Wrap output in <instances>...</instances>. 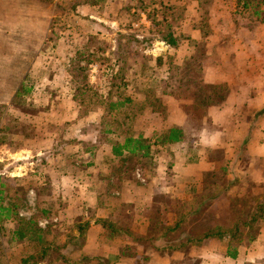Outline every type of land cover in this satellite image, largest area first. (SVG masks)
I'll return each instance as SVG.
<instances>
[{
  "label": "rangeland",
  "instance_id": "374dc122",
  "mask_svg": "<svg viewBox=\"0 0 264 264\" xmlns=\"http://www.w3.org/2000/svg\"><path fill=\"white\" fill-rule=\"evenodd\" d=\"M96 1L0 0V12L3 14H0V18L5 21L7 13L30 14L34 19L42 15L48 16L50 32L46 37L45 46L41 49V55L46 60H41L37 64V71L42 70L41 72L51 76L30 80V84L41 86L42 92L51 93L42 97L44 99L42 105L47 108L57 106L56 101H59V105L62 103L68 105L69 97L77 96L78 107L74 115L76 118L67 124L73 125L72 128L82 126V129L86 130L85 135L88 139L99 142L101 146L105 144L106 147L119 144L123 141L125 134L141 132L140 128L145 125L147 130L142 132L148 136L145 145L150 147V154L148 156L131 155L109 166L118 177L124 175V179H128L136 175L143 183H147L141 175L143 172L148 176L152 174L154 165L159 162H155V156L159 157L163 154L162 159L169 158L167 150L161 152L153 142L161 138L163 136L161 133L169 126L167 124L170 120L168 101L177 99L182 103V110L188 118L185 138L192 141L196 140L200 134L204 108L226 95L227 90L224 87L209 88L207 86L205 88L202 85L200 74L203 68L201 66L207 57V52L214 51L223 57L234 55L235 51H239L238 46H235L234 52L229 53L233 49L231 40L235 41L233 36L237 34V30L232 25L229 34L227 32L228 38L223 39L215 34L211 27L219 25V17L225 12L232 15V19L231 15L229 18L232 24L243 25V32L252 29L256 18L252 11H242L244 14L241 16L236 14L234 16L237 0H106L99 4H96ZM262 9H264V3ZM168 27L180 40V46L175 49L166 48L160 42L162 32ZM196 27L203 29L205 37L215 34L221 39L222 44L219 43L214 47L215 40L210 38L207 41L204 39V42L199 44H192L190 32ZM259 34L264 35V28L259 31ZM247 38L248 36H243V39L248 42ZM252 40L254 36L249 35V41ZM209 43L210 46H208ZM230 45L232 47L228 49ZM247 45L255 46L259 52H264V44L247 43ZM90 56H95V60H90ZM56 74H58L57 77ZM86 76H88V83L85 81ZM210 90L213 93H210ZM126 97L132 102L127 103L123 108L110 111L111 100L123 101ZM35 99L41 100V96H33V102L29 100L27 104L31 106L23 107L26 114L38 113V110H34L36 109ZM21 102L15 105V108H20ZM43 106L41 108H44ZM5 112L0 110V119H7V123L12 122L8 117L16 116L8 115L7 112L4 116ZM50 114L51 121L65 119V113L61 111L54 110ZM175 121L178 120L175 118ZM15 127L19 125L15 124ZM53 127L63 131V126ZM28 130L33 132L32 128ZM23 131V128H20L19 132ZM93 145L92 141L81 143L80 153L91 149ZM213 158L217 159V157ZM220 167L222 166L219 165ZM223 167L226 165L223 164ZM204 178L208 187L206 192L201 190L189 198L179 199V196H176L175 200H172L170 195L168 197L157 191L150 205L152 207L149 206V209L145 208L146 210L129 205L121 209L116 200L118 196L111 193L108 198L114 201L108 202V208H111L109 221L118 226L121 222H126L128 218L131 219L132 222L127 229L131 228L128 231L134 242L137 243L140 238L135 233H144V242L147 244L141 249L148 251V255L157 250L161 255H158L159 257L167 259L152 260L151 256H144L135 260L134 252L127 248L124 256H130L131 261H135L136 264H264V260L259 263H250L242 259L235 262L227 260L225 251L228 240L218 243L208 240L207 243L202 244L205 247L204 250L193 246L180 247L187 234L202 237L206 231L214 230L217 226L227 227L225 224L230 222L234 224L236 221L248 220L256 211V205L261 199L256 194L262 192L255 188L252 190L254 184L250 180H245V185L240 181L234 188L229 189L231 188L230 179L221 170L208 173ZM167 179V176H164L163 182L166 184L170 182ZM5 182L8 187L7 191L4 190L2 197L7 200L9 197L13 199L12 195H15L17 200L26 199L27 204L21 202L22 206L17 213L22 215L20 219H31L36 226L18 223L12 226L14 229L21 226L20 229L23 232V236L14 241H11V232L4 233L0 243V264H21L23 257L40 255L47 245L40 244L36 239L33 240L34 235H42L44 241L52 246L45 264H124L119 261L118 256L88 255V250H75V247L86 248L87 241L86 237L75 238L77 237L74 236L75 227L85 226L87 219L93 220L94 217L88 216L91 213L86 215L89 210H94L84 206L85 203H93L91 200L87 201L90 198L88 191L75 193L74 205L79 206L64 208L58 202L55 206L46 207L43 202L38 203L37 196L47 197L52 194L51 192L36 190L29 197L25 190L14 188L16 186L12 181ZM82 185L86 186L84 183ZM113 185L119 186L118 183ZM263 194L260 196H264ZM211 195L219 196L202 203ZM56 197L68 201L71 196L57 191ZM54 201L50 200V202ZM201 203L200 214L190 216V213ZM82 207L84 210L79 209ZM184 217L186 221L176 232L167 233V229ZM142 219H146L148 226L145 223L135 224L137 221L142 223ZM261 225L264 226V221L262 223L259 221L253 228L244 230L243 248L249 247L253 242L251 239L258 236ZM106 233L108 241L113 240L110 232L106 230ZM26 235L29 238L24 237ZM119 243L120 240L114 241L113 245ZM158 243L161 245L159 249L156 246ZM94 246L97 247L93 245V249H95ZM59 247L64 249L66 262L55 251Z\"/></svg>",
  "mask_w": 264,
  "mask_h": 264
},
{
  "label": "crops",
  "instance_id": "0c3cea01",
  "mask_svg": "<svg viewBox=\"0 0 264 264\" xmlns=\"http://www.w3.org/2000/svg\"><path fill=\"white\" fill-rule=\"evenodd\" d=\"M235 14L238 15L237 3L234 16ZM230 15L228 12L223 13L219 17V25L211 27V29L224 39L228 38L233 25L237 34L233 36L235 41L231 40V44L234 46H228V49L229 47L233 48L229 53L234 52L235 46H238L240 50L235 51L234 55H224L223 57L214 51L207 52V57L201 66L203 71L200 74L202 85L205 88L207 86L209 88L224 87L227 90L226 95L219 98L216 103H211L204 108L200 134L196 140L192 141L185 138L188 118L182 110V103L177 99L168 101L170 120L167 124L169 126L161 134L164 136L170 130L179 128L183 130L185 136L181 142L174 144H166L161 141L163 136L153 141L161 152L167 150L169 161L162 159L163 154L159 157L155 156V162H159L154 165L152 174L148 176L143 172L141 175L147 183H143L136 175L128 179H124V175L118 177L110 168L109 164L119 159H126L131 156L130 154L116 156L112 146L106 147L105 144L101 146L99 142L88 139L85 135L86 130L82 129V126L72 128L73 125L67 124L76 118L74 115L78 104L74 95L69 97L68 105L65 103L59 105V101L55 102L57 106L49 107L50 109L42 105L44 101L42 97L51 93L42 92L41 86L30 84V80L51 76L41 72L42 70L37 71V64L41 60H46L41 55V49L45 46L46 37L50 32L48 16L42 15L34 19L30 14L7 13L5 21L0 18V110L6 111L8 115L16 116L15 118L8 117L12 121L10 123H7V119H0V243L6 231L11 232V241L23 236L21 235V226L18 229L12 227L15 224L30 225V223H34L31 219H20L19 217L22 215L17 213L19 207L22 206L21 202L27 204L26 199L17 200L15 195H12L13 199L9 197L7 200L2 197L4 190L7 191L8 187L6 180L12 181L17 190H25L29 197L36 190L51 192L52 194L47 197L37 196L38 203L43 202L46 207L55 206L58 202L64 208L79 206L74 205L75 193L88 191L90 198L87 201L91 200L93 203H85L84 206L94 210H89L86 215L91 213L88 216L94 217L93 220L87 219L85 226L75 225L77 234L74 233V236H77L75 238L86 237L87 240L86 248H80V250L75 247V250H88V255L118 256L119 261L124 264H136L135 261H131L130 256H124L126 248L134 252L135 260L144 256H151L152 260L167 258L159 257L161 255L157 250L148 255V251L141 249L147 244L144 242V233H135L143 240L138 238V242H134L128 231L131 228L127 229V226L132 222L129 218L126 222H121L124 227L118 225L121 234L112 235L110 233L113 240L108 241L107 229L100 223L110 222L108 217H110L111 208H108V202L114 201L112 198H108L111 193L118 196L116 200L121 209L129 205L146 210L154 201L157 191L168 195V197L170 195L172 200H175L176 196H179V199L189 198L201 190L206 192L208 187L204 176L221 170L230 179L231 188L229 189L234 188L235 184L240 181L245 185V180H250L254 184L252 190L259 189L263 194L264 52H259L257 47L249 46L247 43L264 44V35L259 34V31L264 28V22L255 19L252 29L243 32V25L232 24L229 19ZM215 34L205 37L203 29L196 27L190 32V42L199 44L204 42V39L207 41L210 38V40H215L213 46L216 47L221 43V39L217 38ZM245 35L248 36V42L243 39ZM249 35L254 36V40L249 41ZM213 37L215 38L213 39ZM256 39L258 40L255 41ZM162 45L175 49L165 43ZM49 81L53 80L49 79ZM210 93L213 92L210 90ZM33 96H41V100H34L36 108L34 110H38V113L36 115L26 114L23 107L29 103V100L33 102ZM21 100L24 101L21 102ZM19 102H21V107L15 108ZM27 106H31V104ZM42 106L44 108H41ZM52 109L65 113V119L51 121L50 113L54 112ZM175 118L178 121H175ZM15 124H18L19 127L14 128ZM57 125L59 128L63 126V131L53 127ZM20 128H23L24 131L19 132ZM31 128L33 132L28 130ZM140 129L141 132L139 131L137 134H125L123 141H120L119 144H123L129 137L135 139L142 137L146 140L148 136L142 132L147 130L145 125ZM29 132L31 133L29 134ZM87 141H92L94 145L91 149L83 150L80 153L81 143ZM136 155L144 156V152L139 151ZM213 157H217V159ZM223 164L226 167H223ZM219 165L223 169H220L222 167L219 168ZM164 176H167L169 183L163 182ZM82 183L86 186L84 187ZM115 183H118L119 186L115 187L113 185ZM57 191L71 196L70 199L68 201L58 199ZM91 194H93L92 197ZM261 194H256L261 198L256 207L264 203V196H260ZM50 200L55 201L50 202ZM29 201L31 202V199ZM83 207L79 209L84 210ZM259 221L262 223L264 217ZM143 223L148 226L146 219H142V223L137 221L135 224ZM113 224L116 225L114 222ZM118 240L120 243L113 245L114 241ZM252 241L249 247L243 248L244 243L239 247V255L236 259L229 258L226 249L225 256L228 257L226 259L234 262L242 259L250 263H259L264 260V226L261 225L260 233ZM212 242L220 241L212 239ZM93 245H97V249L94 246L96 251L93 249ZM201 245L193 247H199L202 250L205 247ZM122 246L125 248H121ZM156 246H158L157 249L161 247L159 243ZM63 251L64 249H61V253L65 257ZM28 257L30 256L23 257V259ZM162 260L161 262H163Z\"/></svg>",
  "mask_w": 264,
  "mask_h": 264
},
{
  "label": "trees",
  "instance_id": "16d2710c",
  "mask_svg": "<svg viewBox=\"0 0 264 264\" xmlns=\"http://www.w3.org/2000/svg\"><path fill=\"white\" fill-rule=\"evenodd\" d=\"M106 0H97L96 4H99ZM264 0H237V14L240 15L243 12L246 11H252L253 16L258 19L259 21L264 22V11L262 9ZM76 10V7H74ZM242 9L243 12H239V10ZM163 43H165L167 46L171 48H177L180 44L179 38L175 35L174 31L170 27L164 32H162V37L160 39ZM92 61H94L95 56H90ZM89 60V62H91ZM86 83H88V76L85 77ZM110 97V96H109ZM113 98L112 96L110 97ZM75 100H78L77 96L75 97ZM132 102V100L128 97L126 99L117 100V101H110V111L117 110L119 108H123L126 106L127 103ZM184 132L183 130L179 128H174L170 130L166 135H164L161 138V141L168 144H174L181 142L184 138ZM146 140L142 137L139 139H135L133 137H129L125 139L123 144H117L113 147V152L116 156H123L125 153L130 155H136L139 151L144 152V156H148L150 154V147L145 145ZM219 195H211L210 197L204 199L202 203L207 202L208 200H213L217 198ZM202 203L199 207H197L191 215H199L200 214V208L202 207ZM264 217V203L259 204L256 207V211L252 213L250 218L245 221H236L234 224L230 222L225 226H217L214 230H208L206 233L202 236H194V235H186L185 241L180 245V247H191L194 245L203 244L205 241L216 239L221 242H224L228 240L227 245V256L232 259H236L239 255V247L244 242V230L247 228H253L256 224L259 223V220ZM186 221V218L184 217L181 219V221L177 222L173 227L167 229V233H174L178 230V228ZM102 226L107 229L112 235H119L121 234L120 227L117 225L108 222L103 221ZM30 226H36L35 223H30ZM243 227V228H242ZM23 232H21V235ZM28 236V235H26ZM33 240L36 239L40 244H44L46 247L42 249L40 255H31L27 259L22 260V264H43L47 257L50 255V251H52V246L44 241V237L42 235H34L32 236ZM253 240V239H251ZM57 254L62 258L63 261L66 262L65 257L61 253V248H56Z\"/></svg>",
  "mask_w": 264,
  "mask_h": 264
}]
</instances>
